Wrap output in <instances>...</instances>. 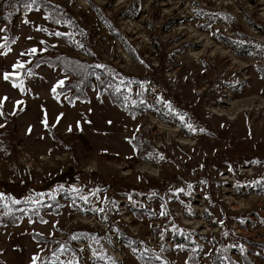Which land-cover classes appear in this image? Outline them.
Masks as SVG:
<instances>
[{
  "label": "rangeland",
  "instance_id": "374dc122",
  "mask_svg": "<svg viewBox=\"0 0 264 264\" xmlns=\"http://www.w3.org/2000/svg\"><path fill=\"white\" fill-rule=\"evenodd\" d=\"M18 1L0 0V264H208L222 244L264 264V0H44L54 21ZM54 49L148 109L97 83L72 102L39 61ZM19 203L39 210L12 224Z\"/></svg>",
  "mask_w": 264,
  "mask_h": 264
},
{
  "label": "trees",
  "instance_id": "16d2710c",
  "mask_svg": "<svg viewBox=\"0 0 264 264\" xmlns=\"http://www.w3.org/2000/svg\"><path fill=\"white\" fill-rule=\"evenodd\" d=\"M29 2H32V0H20L16 3L20 7H26L29 6L27 5ZM43 2L44 4L42 6V9L47 10V12L51 9H55L54 13H48L50 20L54 21L55 15L63 14L61 10H58L57 6L52 4L50 5L44 0ZM39 3L40 0H35L34 2V4H36L37 6H41ZM53 51V55L48 56L44 54V59H39V61L46 62L52 66L60 67L65 73L70 75L71 80H67L66 85L62 88H59V90H61L63 93L69 92V99L72 102L75 99L86 100L88 98V95L86 93L87 88L92 87L95 83H97L101 93L108 94L114 104L123 109H127L129 114L135 116L138 115V113H143L148 109L146 102L138 101L136 104H132L130 101L125 99L123 95L124 90L117 86L119 82L116 81L115 76H113L114 74H106V72L100 69L97 65L90 64L78 58H73L69 55L59 52L56 49H54ZM135 142L138 156H140L142 151L138 148L137 140ZM139 147L141 148V146ZM113 158L116 159L117 157L114 156ZM57 203L59 202L55 199V201L50 206H44V204L42 205V208L45 210H52L53 206ZM29 206H31L29 208L31 215L34 216V213L35 215H37L36 212L39 210V208H32L33 205H31L30 203H19L17 206H13L12 210H10L8 218L6 219H8L12 224H17L19 222L20 215L24 214ZM33 238L38 241H47V245L54 244L56 242L55 239L51 240L39 234H35ZM63 243L65 244L66 242ZM221 247L217 250L216 253H212L209 255L210 262L208 264H236L234 263V260L232 258L234 248L232 246L231 248H223V244L221 245ZM148 253L152 252L149 251ZM141 254H139L138 256H140ZM192 254L195 255V253L193 252L190 255ZM59 259L60 258L58 257H53L52 260H48L43 264H64ZM141 260L146 264H170L167 258L160 259L153 255H149L146 252L145 257H141ZM192 261L196 263L197 260L194 257L192 258Z\"/></svg>",
  "mask_w": 264,
  "mask_h": 264
},
{
  "label": "snow or ice",
  "instance_id": "6c2138e0",
  "mask_svg": "<svg viewBox=\"0 0 264 264\" xmlns=\"http://www.w3.org/2000/svg\"><path fill=\"white\" fill-rule=\"evenodd\" d=\"M32 2L34 3L35 0H32ZM57 35H61V34H60V33H57ZM5 39H6V38H5ZM0 46H2V45H0ZM36 51H37V50H36L35 48L29 50V52H30V53H33V54H34ZM23 67H24V65H23L22 63H19V62H18L16 65H14V68H17V69H19V68H23ZM9 78H10L9 75H8L7 73H5V74H4V79L7 80V79H9ZM62 84H63V81H60L59 84H58V86H59V85H62ZM14 86H22V82H21V85H15V84H14ZM55 90H56V89L53 88V92H55ZM162 214H164V213H162ZM37 259H38V257H34V258H33V264H36V260H37ZM70 264H71V262H70Z\"/></svg>",
  "mask_w": 264,
  "mask_h": 264
},
{
  "label": "crops",
  "instance_id": "0c3cea01",
  "mask_svg": "<svg viewBox=\"0 0 264 264\" xmlns=\"http://www.w3.org/2000/svg\"><path fill=\"white\" fill-rule=\"evenodd\" d=\"M2 58L3 57L0 54V92L2 91V89H4L3 86H4V83L6 82L3 80V74H5L6 71L4 72L3 70V59Z\"/></svg>",
  "mask_w": 264,
  "mask_h": 264
}]
</instances>
